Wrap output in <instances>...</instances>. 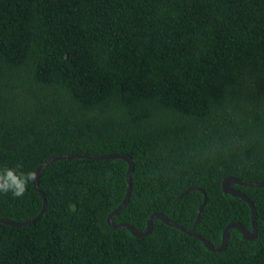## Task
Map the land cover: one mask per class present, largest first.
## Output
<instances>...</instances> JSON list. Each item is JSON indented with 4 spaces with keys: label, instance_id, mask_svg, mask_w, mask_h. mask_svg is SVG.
<instances>
[{
    "label": "trees",
    "instance_id": "trees-1",
    "mask_svg": "<svg viewBox=\"0 0 264 264\" xmlns=\"http://www.w3.org/2000/svg\"><path fill=\"white\" fill-rule=\"evenodd\" d=\"M75 153L132 157L116 224L145 230L162 213L217 247L231 222L252 230L222 181L264 182V0H0V171ZM127 170L48 165L41 218L0 223V264H264V187L234 185L258 237L232 229L212 252L161 220L143 238L111 229ZM42 203L31 180L22 197L0 193V219Z\"/></svg>",
    "mask_w": 264,
    "mask_h": 264
},
{
    "label": "water",
    "instance_id": "water-1",
    "mask_svg": "<svg viewBox=\"0 0 264 264\" xmlns=\"http://www.w3.org/2000/svg\"><path fill=\"white\" fill-rule=\"evenodd\" d=\"M74 158H87V159H96V160H110V159H122L128 164V170H127V191L125 194V197L123 201L120 203V205L109 214L107 218V223L111 229H120V228H125L129 231H131L136 237L138 238H143L151 234L153 228H154V223L156 220H161L165 224L172 226L183 233L187 234L188 236L200 240L206 248H208L212 252H223L227 249L228 243H229V237H230V230L232 229H238L242 234L243 237L248 240V241H253L258 237V227H257V222H256V213H255V206L252 200L248 198L244 193H242L240 190L236 189L234 185H241V186H249V187H254V188H260L264 187V182H246L243 180H240L236 177L233 176H228L225 177L222 181V189L225 193L230 194L232 196L238 197L242 200H244L246 203L251 208L252 212V230H248L245 228L241 223L239 222H231L229 223L223 230L222 233V244L220 246H214L210 241H208L206 238L202 237L201 235L186 229L185 227L172 222L168 216L162 214V213H154L152 214L148 220H147V227L145 230H139L135 228L134 226L128 224V223H119L116 224L114 223V218L120 214V212L126 207V205L129 202L130 199V194H131V175L134 171V162L132 160V157L129 156L128 154H121V153H111V154H103V155H90L86 153H75V154H68V155H61V156H55L52 157L46 161H44L40 166L36 168L34 171L35 174V179L32 180L33 182V187L34 189L41 195L43 199L42 207L39 211V213L31 220H28L26 222L18 223L14 222L11 220H5V219H0V223H3L5 225H10L13 227H23L28 224H32L39 220L41 216L44 214L46 206H47V201L45 198L44 192L39 188V178L41 175V172L44 168H46L48 165L64 160V159H74ZM193 190H199L198 187H189L185 193ZM206 203V198L204 199L203 203L200 205L199 211H198V216H197V221L200 219L201 211Z\"/></svg>",
    "mask_w": 264,
    "mask_h": 264
},
{
    "label": "clouds",
    "instance_id": "clouds-1",
    "mask_svg": "<svg viewBox=\"0 0 264 264\" xmlns=\"http://www.w3.org/2000/svg\"><path fill=\"white\" fill-rule=\"evenodd\" d=\"M22 166L17 165V169ZM17 169L5 168L0 171V193H11L14 197H22L27 191L28 183L35 179L33 172L24 173Z\"/></svg>",
    "mask_w": 264,
    "mask_h": 264
}]
</instances>
